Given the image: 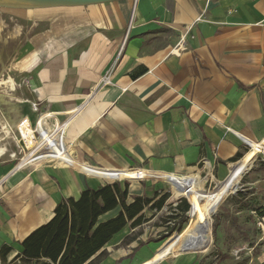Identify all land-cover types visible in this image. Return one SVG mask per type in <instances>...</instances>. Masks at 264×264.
I'll list each match as a JSON object with an SVG mask.
<instances>
[{
    "label": "crops",
    "instance_id": "crops-1",
    "mask_svg": "<svg viewBox=\"0 0 264 264\" xmlns=\"http://www.w3.org/2000/svg\"><path fill=\"white\" fill-rule=\"evenodd\" d=\"M18 11L17 33L27 46L12 68L19 79L9 76L4 85L21 104L9 111L17 121L4 131L16 127L27 148L37 147L16 168L14 138L0 144V264H58L68 236L55 262L24 255L23 241L60 203L107 184L126 190L127 204L137 196L153 200L138 214L141 223L130 220L83 264L193 256L186 253L200 250L210 192L159 257L168 241L156 244L165 229L151 223L169 197L158 210L149 206L167 184L199 190L200 168L235 186L234 172L254 161L249 149L233 164L264 141V0H117ZM104 76L110 83L95 89ZM50 114L65 126L47 129ZM37 115L40 139L29 121ZM132 169L146 179H126ZM120 211L118 204L100 214L92 229Z\"/></svg>",
    "mask_w": 264,
    "mask_h": 264
},
{
    "label": "rangeland",
    "instance_id": "rangeland-1",
    "mask_svg": "<svg viewBox=\"0 0 264 264\" xmlns=\"http://www.w3.org/2000/svg\"><path fill=\"white\" fill-rule=\"evenodd\" d=\"M19 13L20 11L16 9L0 8V144L14 138L18 149L21 150L17 154L16 162L30 152L27 149H20L21 143L19 142L16 127L13 130L8 129L9 133L4 131V127L10 121H17V114L9 113V111L17 109V106L21 104L16 94L14 93L11 96V92L5 86L12 83L11 80H6L9 76L16 82L19 79L16 71H13L12 68L15 67L14 62L19 58L22 47L27 46L23 33H17V25L20 24L21 20L15 14ZM26 30L27 27L24 24L23 32H26ZM37 116L34 120H31L33 126L36 123ZM11 145L15 149L12 141ZM248 150L249 146L245 149L242 157ZM242 169L245 172H234L237 185L232 186L222 183V189L219 191H216L214 187L223 178H218L215 172H211L213 176L208 175L206 177L209 172L204 168L198 170L200 172V185L203 189L210 192L209 219L201 232L200 250L194 254L186 253L193 255L191 257L185 254H181L185 256H176L170 253L160 264H217L219 253L226 254V259L220 264H264V239L255 232L253 213L257 207L264 204V150L256 156L250 166L244 165ZM242 169L239 170L243 171ZM164 188L169 193L168 203L151 223L152 225H161L163 227L160 229L161 231L165 229L166 222L169 219L172 202L185 199L189 204L187 198L183 196L176 197L170 185L167 184ZM186 217L187 223L179 233L173 231L156 244L159 246L169 240L176 241L192 220L189 216V211ZM215 222H217V225L214 228ZM154 256L155 254L153 253L150 256V261Z\"/></svg>",
    "mask_w": 264,
    "mask_h": 264
},
{
    "label": "trees",
    "instance_id": "trees-1",
    "mask_svg": "<svg viewBox=\"0 0 264 264\" xmlns=\"http://www.w3.org/2000/svg\"><path fill=\"white\" fill-rule=\"evenodd\" d=\"M242 155V153H238L233 161L238 160ZM238 162H240V159L235 163ZM233 164H230L229 167H233ZM125 173L126 179L131 180L133 177L131 172ZM172 189L176 197L183 196L187 198L189 204L185 199H181L178 205L171 210L165 230L158 241L163 240L173 231L179 233L187 223L186 212L189 211V216L192 218L198 206L205 203L208 196V191L203 189L202 186L194 193L182 192L176 190V187ZM125 196L126 190L121 191L117 184H107L97 190H83L77 200L66 199L56 207L55 215L48 223L36 229L23 241L24 255L36 257L41 253L43 257L50 258L55 262L65 237L68 236L66 248L61 254L58 264H83L130 220L134 219L133 225H137L144 220L143 216L138 214L144 206L152 202L153 198L137 196L133 202L127 204L124 200ZM168 197L169 193L167 192L149 207L160 209ZM118 204L121 205L122 211L116 217L100 223L92 229L100 214ZM263 205L253 211L254 218L255 213L259 214L262 211ZM216 225L217 222H215L214 228ZM255 232L259 235L256 228ZM174 242L169 240L168 245L159 252L157 257L166 255ZM225 259L226 254L219 253L217 264ZM87 264H96V262L91 261Z\"/></svg>",
    "mask_w": 264,
    "mask_h": 264
},
{
    "label": "built area",
    "instance_id": "built-area-1",
    "mask_svg": "<svg viewBox=\"0 0 264 264\" xmlns=\"http://www.w3.org/2000/svg\"><path fill=\"white\" fill-rule=\"evenodd\" d=\"M182 46V44H181V42L178 44V47H177V49L176 50H178L180 47ZM110 83V80L106 77V76H104L101 80H100V82L97 84V86H96V88L95 89H100V88H102L103 86H105V85H107V84H109ZM32 109H33V112H37V110H38V106H37V104L36 103H32ZM40 115V114H39ZM39 115L37 116V118H36V123L34 124V126H33V124H32V122H31V120L29 119V121H30V125L32 126V128L34 129V136L37 138V139H40V132H38L37 130H36V127H37V123H38V117H39ZM27 117H23L22 119H21V121H23V120H25ZM51 120L53 121V124L51 123ZM45 122H46V125H45V127L47 128V129H54V128H56L58 125L59 126H62V125H64L65 126V122H61L60 124H58V123H56L55 122V119H54V117L52 116V114H50V115H48L46 118H45ZM17 134H18V137H19V142L21 143V147H22V150L24 149H27V150H30V152L33 150V149H35L36 147H37V143H35L34 145H33V147H31V149H29V148H27L26 147V144H25V141H24V139H23V135L21 134V132H20V130L18 129L17 130ZM66 145H68V144H66ZM68 147V146H67ZM69 148V147H68ZM40 150H45L44 148H40L39 149V151ZM69 150V149H68ZM264 150V149H263ZM29 152V153H30ZM28 154V153H27ZM26 155V154H25ZM24 155V156H25ZM23 156V157H24ZM23 157H21L20 159H19V161L17 162V164L15 165V167L17 168L18 167V164L22 161V159H23ZM34 164H36V163H34ZM26 165H31V164H29V163H27V164H25L24 166H26ZM23 167V166H22ZM21 168V167H20ZM128 171H130V172H132V173H134L133 174V176H134V180H143V179H146L144 176H143V171L142 170H140V169H132V170H128ZM207 172H209V173H207L206 174V177L208 176V175H212V171L211 170H208ZM213 176V175H212ZM254 225H255V228L259 231V234L262 236V238L264 239V205H263V209H262V211L259 213V214H256L255 213V218H254Z\"/></svg>",
    "mask_w": 264,
    "mask_h": 264
},
{
    "label": "water",
    "instance_id": "water-1",
    "mask_svg": "<svg viewBox=\"0 0 264 264\" xmlns=\"http://www.w3.org/2000/svg\"><path fill=\"white\" fill-rule=\"evenodd\" d=\"M111 1L117 0H0V8L27 10L55 7H82Z\"/></svg>",
    "mask_w": 264,
    "mask_h": 264
},
{
    "label": "bare ground",
    "instance_id": "bare-ground-1",
    "mask_svg": "<svg viewBox=\"0 0 264 264\" xmlns=\"http://www.w3.org/2000/svg\"><path fill=\"white\" fill-rule=\"evenodd\" d=\"M249 149H253V150H255V152H256V156L259 154V153H261L262 151H263V149H264V143H257V144H255V145H249ZM62 153H64V151L62 152ZM256 156H255V158H256ZM222 183H218L215 187H214V189L216 190V191H219L220 189H222ZM180 188H181V186H180ZM209 204H210V201L208 202Z\"/></svg>",
    "mask_w": 264,
    "mask_h": 264
}]
</instances>
